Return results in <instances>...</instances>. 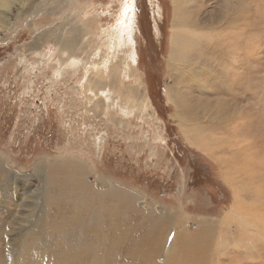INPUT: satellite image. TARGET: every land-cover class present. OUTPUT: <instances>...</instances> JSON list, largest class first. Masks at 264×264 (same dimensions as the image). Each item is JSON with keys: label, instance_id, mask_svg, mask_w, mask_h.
I'll return each mask as SVG.
<instances>
[{"label": "rangeland", "instance_id": "rangeland-1", "mask_svg": "<svg viewBox=\"0 0 264 264\" xmlns=\"http://www.w3.org/2000/svg\"><path fill=\"white\" fill-rule=\"evenodd\" d=\"M182 1L214 39L172 60ZM202 1L15 0L0 10V160L11 189L0 264H67L68 251L104 254L95 264H264V236L246 244L226 219L241 197L264 222V0ZM235 8L232 24L210 19ZM92 63L106 72L93 76ZM135 87L144 107L133 106ZM73 162L86 173L77 218L60 199ZM73 220L90 229L82 247L61 241Z\"/></svg>", "mask_w": 264, "mask_h": 264}, {"label": "bare ground", "instance_id": "bare-ground-1", "mask_svg": "<svg viewBox=\"0 0 264 264\" xmlns=\"http://www.w3.org/2000/svg\"><path fill=\"white\" fill-rule=\"evenodd\" d=\"M13 1H15V0H0V10H3V9L8 10L9 7H11ZM226 1L231 2V0L230 1L226 0ZM183 4H185V2H183V1L181 3H178L177 8L174 9V13H173L172 27H171V43H170L171 48H172V54H171L172 60L173 59L175 60V58H179V57L182 58V56L184 55V50H182L183 47L190 46L192 48H197L200 45H202L201 44L202 41L214 39V34L212 35L210 33L211 34V36H210L209 33H205V31L208 30L207 19H201V20L200 19H196V20L190 19L189 15H187L188 5H183ZM231 12L225 11V12H223V15L221 17H217V18H215L214 15L212 14V15H210V19L211 20H218L216 25L221 24L225 20H227L228 24H232L234 19H236V14H234V12H236V8L233 10V13H231ZM188 19H190V20L188 21ZM6 20H7L6 17L4 18L3 22H2V20H0V29L2 28L3 23L5 25L8 24V21H6ZM185 20H186V22H185ZM126 26H128V25H126ZM211 26H213V25L209 22V28H213ZM213 29L215 30V33L218 32L217 29H215V28H213ZM116 33L123 34L124 33L123 27H119L118 29H116L114 36L116 35ZM218 37H219V34H215V38H218ZM209 51H210V48H209L208 52ZM45 54H46V52H45ZM114 58L117 59V55L114 54ZM92 65H93V70H92L93 76L106 72L103 67L97 65L96 63H92ZM123 65L125 68L124 70L127 73L129 70L126 68V63L124 62ZM124 74L125 73H122L123 76H124ZM86 82L87 81H85V83ZM86 85H87V83H86ZM136 88L137 87L130 88V90H129V93H132V91L135 89L134 92L132 93V98H131V100L133 99L132 100L133 106H143L144 107L146 105V101L144 100L143 97H141L140 99L134 98V94L137 95V97H140V95H138L140 92L136 93ZM112 92H113V89H112ZM103 100H104V98H103ZM105 100H107V99H105ZM179 102H181V100H179ZM106 108L108 109V107H106ZM61 170H62L61 171V179H62L61 181L62 182H61L60 188L62 187V189L66 193L65 194L63 193L64 195L62 196V198L60 197V199H62V202L66 203L67 205H70V206L72 205V207H73L72 209L74 210V212H72V213H74L73 217L77 218V215L80 214L79 213L80 210H78V209H81V208H80V204H78L77 202L75 203V201H78L79 199L81 200V198L78 197V195H80V190L82 188L81 186L84 185L83 178L85 177L86 173L82 167L78 166V164H76L74 162L71 164L68 163L67 166L65 168H62ZM8 175H10V174H9V170L6 168L5 162L0 160V187L3 186L2 189H0V206H1V210L3 211L2 212L3 214H6V212L8 214H10V209L6 205V200L9 197L8 191L9 192L11 191L10 187L8 186L9 184H7L8 183V177H7ZM55 179H57V178H55ZM55 188H57V187H55ZM55 188H53V189H55ZM62 189H60V190H62ZM59 192H58V194L60 195ZM89 193H90V191H89ZM61 195H62V193H61ZM238 199H241V197L235 198V203L231 207V210L228 212L226 219L229 220V222L234 223V224L239 226V229L243 233V234H241V240L244 241L246 244L248 243V241L252 242L251 239H254V241H257L260 236H264V222H261L258 218L255 217V215H251L252 212L250 214H248V211H250V210L248 209V207L243 206L242 203H240V202L237 203ZM57 202H58V198H57ZM85 206H86V204H85ZM95 210L96 209H93L92 207L88 208L87 213H85L86 220L92 219V216H94L96 214ZM74 220H76V219H74ZM74 220L71 221L70 223L68 221L65 222L63 230L68 231V233H65L64 235H62L61 241L66 243V244H73V245L80 244L79 246L82 247L86 243V239H87L88 233L90 232V229L88 227L84 226L85 228L83 227L84 230L82 232L77 231V227H76L77 221H74ZM79 223H78V225H79ZM79 228H82V227H79ZM251 229L255 230L257 232V234H255L253 232L251 233L250 232ZM96 230H98V229H96ZM249 235H250V237H249ZM101 237H103V236H101ZM89 240H93L92 242L96 243V245H98V247L101 249V246L99 245V241L96 238H93L91 235H89ZM45 252H44V254H45ZM35 255H37V254H35ZM63 256H64L63 259L67 264H95L93 259H92L94 257L91 256L92 257L91 258V257L86 256V254L83 251H81V252L68 251ZM101 257H103L102 259L106 260L104 254H102L100 256L98 255V257H95L94 259H95V261H101L99 259ZM52 264H56V263L53 262Z\"/></svg>", "mask_w": 264, "mask_h": 264}, {"label": "crops", "instance_id": "crops-1", "mask_svg": "<svg viewBox=\"0 0 264 264\" xmlns=\"http://www.w3.org/2000/svg\"><path fill=\"white\" fill-rule=\"evenodd\" d=\"M167 223V221L165 220H161V219H157L155 221V227H163L165 224ZM163 225V226H162ZM160 233H158V235H156L155 237L152 238L154 244L156 245V240H159L160 239ZM159 238V239H158Z\"/></svg>", "mask_w": 264, "mask_h": 264}]
</instances>
